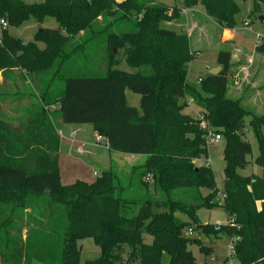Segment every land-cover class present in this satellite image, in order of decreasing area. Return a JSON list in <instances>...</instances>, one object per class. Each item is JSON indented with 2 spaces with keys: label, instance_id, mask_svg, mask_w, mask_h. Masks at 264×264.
<instances>
[{
  "label": "trees",
  "instance_id": "trees-1",
  "mask_svg": "<svg viewBox=\"0 0 264 264\" xmlns=\"http://www.w3.org/2000/svg\"><path fill=\"white\" fill-rule=\"evenodd\" d=\"M200 4L220 29L236 28L240 9L235 0H183L188 9ZM253 5L252 14L261 13L264 0ZM179 17L178 8L156 0H0V23L7 24L0 29V71L19 69L30 77L55 68L63 88L58 94L50 88L44 92L47 108L57 104L64 124L92 125L112 152L147 157L143 166L133 168L127 187L111 169L93 183L64 186L57 158L60 139L44 107L31 129L0 120V205L11 206L14 213L28 209L31 198L46 196L49 214L64 218L62 264H81L78 242L83 239H93L101 249L100 259L86 264H196L189 247L197 245L205 257L212 248L195 235L187 238L188 229L211 244L235 240L239 264H264V114L255 115L240 100L227 98L229 51L218 54V75L200 78L199 89L187 83L195 57L189 37L161 26ZM50 20L58 27L42 28L28 43L9 33L30 21L44 25ZM99 21L104 23L100 30ZM94 45L108 49L102 75L64 73L65 65L79 56L87 67ZM115 50L125 51L126 64L135 72L116 67ZM256 52L264 54V39ZM126 91L139 95V110L128 105ZM188 100L202 110L199 116L183 113ZM247 117L259 149L254 164L262 176L239 174L251 164L252 147L244 133ZM202 122L225 142L221 200L207 164L211 145ZM198 160L204 164H196ZM151 189L161 198L150 194ZM189 189L197 191L195 197L175 196ZM201 189L210 194L201 195ZM54 205L61 208L54 210ZM218 208L224 210L226 224L200 222V210ZM0 228V264L40 262L28 240L10 236L3 223Z\"/></svg>",
  "mask_w": 264,
  "mask_h": 264
},
{
  "label": "rangeland",
  "instance_id": "rangeland-1",
  "mask_svg": "<svg viewBox=\"0 0 264 264\" xmlns=\"http://www.w3.org/2000/svg\"><path fill=\"white\" fill-rule=\"evenodd\" d=\"M44 0H28L27 4H36L43 3ZM171 2V0H168ZM165 3V2H164ZM240 12L236 17V30L238 32V42H241V45L248 48L252 51L254 45H257L258 37L264 38V7L262 6V12L257 13L255 15L252 14L254 9V0H237L236 1ZM260 18H263V22H261ZM37 24V23H31ZM30 24V25H31ZM104 23L102 21L98 22V30L103 27ZM188 25V17L185 14H181L179 18L174 20L171 25L167 23H162L161 26L163 28L174 30L180 34H184L183 28H179V26H187ZM201 26L193 24L192 28L189 31V41H190V49L191 52L195 55L193 61L189 65L188 75H187V83L196 88H200L199 79L207 75V65H210L213 60H215L216 52L215 50L218 48V40L215 38V34L210 32L212 29L208 24L202 23ZM42 28H50L56 29L58 25L50 20L44 23L41 26ZM188 27V26H187ZM187 30V28H185ZM39 28L37 31H40ZM223 30V29H221ZM34 29H27V27H23L20 29L11 30L14 37H19L24 42H31L32 33ZM186 34V32H185ZM40 48H43L44 45L39 44ZM192 47V48H191ZM201 49L202 52L198 54L195 50ZM221 50H230L228 48H223L221 45ZM218 51V50H217ZM92 56L85 60L86 66H83L84 60L81 56L75 58L71 61L70 64H66L63 68L64 73L72 74L78 73L76 75H88V76H96L102 75L107 67H108V49L105 47L97 48L94 45L93 50L91 51ZM115 60L117 62V68L128 72H135L132 68H130L126 64L125 51L115 50ZM88 55V54H87ZM264 56V54H262ZM21 71V70H20ZM1 72V71H0ZM23 74H26L23 70L21 71ZM87 73V74H85ZM30 81L24 85V88L20 89V113L18 115V121L14 125L10 124L13 127H19L22 129H31L33 126L34 120L39 119V117L35 118L37 114H41V108L44 107L45 112H48L47 105H45L43 94L49 88L51 93L58 94L63 88V82L61 81V77L56 73L55 68L52 70H48L42 72L40 74L36 73L30 76ZM126 99L129 106L134 107L136 109H140V97L130 91H126ZM191 104V108L187 109ZM245 109L254 113L255 115L264 114V110L259 107L249 106L242 104ZM188 107L184 110V114L190 116H199L202 111L198 105L194 101L188 100ZM36 112V113H33ZM47 114V113H46ZM48 114H50L48 112ZM42 115V114H41ZM54 123L57 126L58 122H60V112L59 107L57 106L54 109V113L51 114ZM50 118V117H49ZM251 117H247L245 119V139L249 142L252 147V155L248 157L250 161V165L247 170L239 171L241 176H249L253 173H260L261 169L254 164L255 159L259 155L258 143L253 136L252 130L250 128ZM207 125V123H205ZM58 133L62 135L65 133V138L70 141L76 142L79 140L80 142H90L93 139L95 144V140L97 141L98 135H93V126L89 124L85 125H77V124H63L61 128H57ZM209 136L211 133L213 134L215 130L211 127H207ZM79 133V134H77ZM76 134L78 136H76ZM76 138V139H73ZM222 138V137H221ZM217 142L209 147V163L211 169L214 173V177L217 183L218 190V200L222 199V193L224 191V183H225V162L222 159L223 150L225 148V142L223 141ZM105 141L103 142V145ZM77 144V143H76ZM81 144V143H80ZM78 145V144H77ZM68 155H64L62 157L61 169L63 173L62 183H73L77 181L85 182V183H93L97 178L101 177L103 172L107 170L106 164L111 162V170L117 174V177L120 179L121 184L130 185L131 173L133 168L143 166L147 157L144 156H136V155H128L121 153H110L106 151L105 146L101 149L98 158L94 156L85 154L84 151H87L88 147L85 145L82 149H79L76 145H74ZM67 148H72V142L69 143ZM92 148H89L91 150ZM96 152V149H95ZM85 154V155H84ZM133 157H136L135 159ZM225 160V159H224ZM204 164L203 161L196 162V164ZM110 169V168H109ZM108 169V170H109ZM132 181V180H131ZM151 184V183H150ZM153 189H151L150 194H154ZM201 195L207 196L210 194V191L207 189L200 190ZM134 194V193H133ZM197 191L195 190H179L175 192V196L177 198L184 197L186 200L191 199V197H195ZM185 195L187 197H185ZM155 198H161L160 194H154ZM49 199L40 195L35 198H31L29 200L28 209L16 210L13 213L11 206H1L0 205V225H7L10 236L19 238L22 242L29 241L31 245L37 250L39 260L33 261L32 264H62L61 254H60V246H61V228L64 224V218L60 215L51 216L49 214L50 208L48 206ZM54 210H59L60 205H54ZM198 218L202 221L203 224H225L226 223V215L223 209H214L212 211L208 210H200L197 213ZM180 220L187 221V218L182 215H177ZM8 224L10 226H8ZM3 231L0 228V247L2 246L1 236ZM195 238H198L204 241L207 247L212 248V252L208 256H204L199 247L197 245H192L189 247V250L192 252L193 256L196 259V264H224L231 254V250L229 248L230 242L227 240L212 242L211 240L205 238L201 233L196 232ZM214 241V240H213ZM79 247L81 248V264H86L88 261H94L100 259L101 257V249L99 245L93 239H83L78 242ZM212 259L215 261L212 262ZM167 259L165 263H167ZM234 264H239L236 260Z\"/></svg>",
  "mask_w": 264,
  "mask_h": 264
},
{
  "label": "crops",
  "instance_id": "crops-1",
  "mask_svg": "<svg viewBox=\"0 0 264 264\" xmlns=\"http://www.w3.org/2000/svg\"><path fill=\"white\" fill-rule=\"evenodd\" d=\"M22 1L26 3L28 0H22ZM116 1L121 2L123 0H116ZM156 2L158 4L166 5L170 8H178L180 11V15L181 14L187 15L188 17L187 26L188 27L179 26V28L181 29L183 28L184 32H186L189 38H190L189 31H190V28H192L193 24L198 25V27L201 26L200 24L202 23V21L208 24L212 28L210 29V32L211 33L213 32L215 34V38L216 40H218L219 45H218V48L215 50L216 52L215 60H213L210 65H207L205 67L207 68V71H208L207 75H209L210 72L216 67H220L217 65V57L221 51H224L220 49L221 45L223 48L230 49V50H226L232 54L231 73L229 76L227 94H226L227 98L233 99V100H240L241 104L259 107L262 110H264V56L256 52L257 45L256 44L254 45L252 51H250L248 48L246 49L245 47H243L241 45V42H238V38H239L238 32L239 31L236 30L237 27L233 30H221L218 27V25L210 17L206 15L204 8L201 4L195 8L188 9V8L183 7V0H171V2L168 0H156ZM36 4H40V3H36ZM34 22L35 21H30L24 24L22 27H20V28L27 27V29H31V30L34 29L32 33V37H31L32 40L34 39L35 34L38 32L37 30L39 28L42 29L41 27L42 25H39L38 23L31 24ZM171 23H167V24L171 25ZM20 28H17V29H20ZM185 28H187V30ZM11 30H15V29H9L10 35L14 36ZM15 38L20 39L19 37H15ZM25 43H28V42H25ZM195 51L196 53L198 52V54L202 52V50L199 48ZM204 77H201V78H204ZM30 79L31 78L29 76H27L26 74H23L19 69H11V70L0 72V120L8 124H12V125L17 123L18 115L20 113V95H19L20 89L24 88L23 84L27 85ZM57 106L58 105L56 104V105L48 107L47 109H48V112L50 113L49 116L51 118V121L54 124L56 133L60 139V147L57 153V158H58L59 175H60V180L62 183L63 182L62 178L64 177L62 173V169H61L62 157L64 155H68L67 153L70 152L73 148H75L74 145H76L79 149H82V147L86 145L88 149L87 151H84L85 154L89 155V157H91L90 155H92L95 158H98L100 153L102 155V152L100 151L101 149H103V146L101 147L97 146L96 140L94 144L93 139L90 142H80L81 143L80 144L78 143L79 140H77L78 142L67 140L65 138L66 136L64 132L62 135L60 134V132L58 133L57 128H61L64 123L60 115L59 116L60 122H58L57 124L58 127H56L54 120L51 116V114L54 113V109ZM190 108H191V104H189V107L187 109H190ZM33 113H36V112H33ZM40 115L41 114H37L35 118L39 117ZM92 131H93V135L97 136V133L93 129ZM77 134L76 136H78ZM73 139H76V138H73ZM70 142H72V148H67ZM89 148H92V149L89 150ZM95 149H96V152H95ZM106 151H108L110 155L111 153H115L114 155H116V152L110 151L109 148H106ZM133 158L135 159L136 157H133ZM223 158L224 156L222 157L221 160H223ZM111 166H112L111 162L108 163V165L106 164L107 170L109 168L111 169L112 168ZM262 173L263 172L261 169L260 173H256V174L253 173V174L256 176H262ZM74 183L76 182L69 183V181H67V183H62V184L64 186H68ZM200 222L202 223L201 220ZM226 223H227V217H226ZM215 225H218V224H215ZM214 261L215 260L212 259V262Z\"/></svg>",
  "mask_w": 264,
  "mask_h": 264
},
{
  "label": "built area",
  "instance_id": "built-area-1",
  "mask_svg": "<svg viewBox=\"0 0 264 264\" xmlns=\"http://www.w3.org/2000/svg\"><path fill=\"white\" fill-rule=\"evenodd\" d=\"M6 27H7L6 22L1 21V23H0V29L1 28H6ZM257 40H258L257 45H260L261 42H262V40H263V38L258 37ZM236 84H237V82H236ZM202 127L205 128V129H207L208 126L205 124V122H202ZM220 141H222V138H221L220 135L211 134L208 137V143H209V145H213V144H215L217 142H220ZM103 142H104V140L100 136H98L97 141H96V145L99 146V147L105 146L106 148H108V144L106 143V141L104 143L105 145H103ZM196 162H201V161L198 160ZM207 162L209 163V160ZM194 234H195V232L192 229H188L185 232V236L187 238H193L194 237ZM234 244H235V240H233V241L230 242L229 248L231 250V254L228 256L225 264H234V261H235Z\"/></svg>",
  "mask_w": 264,
  "mask_h": 264
},
{
  "label": "water",
  "instance_id": "water-1",
  "mask_svg": "<svg viewBox=\"0 0 264 264\" xmlns=\"http://www.w3.org/2000/svg\"><path fill=\"white\" fill-rule=\"evenodd\" d=\"M261 22H263V18H260ZM1 37V35H0ZM222 71V68L221 67H216L215 69H213L211 72H210V75H218L220 72ZM224 160V158H223Z\"/></svg>",
  "mask_w": 264,
  "mask_h": 264
}]
</instances>
